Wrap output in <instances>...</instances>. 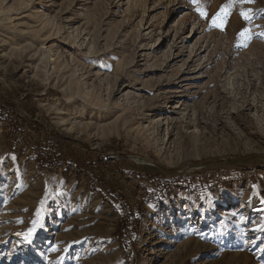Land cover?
Here are the masks:
<instances>
[{"label": "rangeland", "instance_id": "374dc122", "mask_svg": "<svg viewBox=\"0 0 264 264\" xmlns=\"http://www.w3.org/2000/svg\"><path fill=\"white\" fill-rule=\"evenodd\" d=\"M0 104L110 157L43 172L0 123V264H134L165 184L137 264H264V0H0Z\"/></svg>", "mask_w": 264, "mask_h": 264}, {"label": "trees", "instance_id": "16d2710c", "mask_svg": "<svg viewBox=\"0 0 264 264\" xmlns=\"http://www.w3.org/2000/svg\"><path fill=\"white\" fill-rule=\"evenodd\" d=\"M12 113L17 117H13ZM0 123H6L11 126L14 124H21L19 125V129L22 131L21 134L25 133L28 127L36 130L38 135L42 134V140L35 143L33 147L34 154L31 158L35 162L37 168L43 172H55L59 169L65 174H74L79 177L82 174L84 175L85 170H90L98 174L103 166H108V164H110V157L105 153L94 156L92 151L87 149L84 157H81L77 147H74L68 139L53 129L48 128L41 121L35 120L33 112L27 111L26 114H22V112H18L15 109V106L7 107L0 104ZM22 125L25 126V128H23ZM39 132L42 133L39 134ZM116 167V171H119L122 175L128 174L119 164H117ZM88 187L97 191L93 185H89ZM166 192H169V188L166 184L158 189H148L142 198L136 201L134 210L126 208L122 215L121 223H118L113 232L114 238L122 246L123 253H128L131 260H134V264H137L139 260V250L135 245V241L139 235L140 225L148 214L145 205L147 203L159 202L160 198L164 196ZM110 195L119 199L122 205H125V197L121 193L116 192L113 194L110 191ZM103 198L108 203H111L109 198L104 195Z\"/></svg>", "mask_w": 264, "mask_h": 264}, {"label": "snow or ice", "instance_id": "6c2138e0", "mask_svg": "<svg viewBox=\"0 0 264 264\" xmlns=\"http://www.w3.org/2000/svg\"><path fill=\"white\" fill-rule=\"evenodd\" d=\"M232 2H235V0H232ZM239 2L240 3H251L252 0H239ZM221 12H225V9L221 8ZM201 14L202 15H206V13H203V12ZM225 14H227V13L225 12ZM218 16H219V14H217V17H213V21L214 22L217 20ZM241 16L244 17L245 19L248 18L247 15L245 13H243V12L241 13ZM246 32H247V29H245L243 32H241L240 35L243 36Z\"/></svg>", "mask_w": 264, "mask_h": 264}, {"label": "bare ground", "instance_id": "6f19581e", "mask_svg": "<svg viewBox=\"0 0 264 264\" xmlns=\"http://www.w3.org/2000/svg\"><path fill=\"white\" fill-rule=\"evenodd\" d=\"M189 74V68L188 67H186V74ZM191 73V72H190ZM244 103L245 104H249V101L247 100V99H244ZM171 108V107H170Z\"/></svg>", "mask_w": 264, "mask_h": 264}]
</instances>
